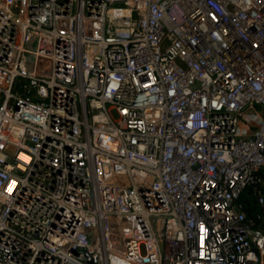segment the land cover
<instances>
[{
    "label": "built area",
    "instance_id": "1",
    "mask_svg": "<svg viewBox=\"0 0 264 264\" xmlns=\"http://www.w3.org/2000/svg\"><path fill=\"white\" fill-rule=\"evenodd\" d=\"M0 264H264V0H0Z\"/></svg>",
    "mask_w": 264,
    "mask_h": 264
},
{
    "label": "trees",
    "instance_id": "2",
    "mask_svg": "<svg viewBox=\"0 0 264 264\" xmlns=\"http://www.w3.org/2000/svg\"><path fill=\"white\" fill-rule=\"evenodd\" d=\"M246 194L250 195L251 190H248ZM246 194L243 196L242 201L246 204V206H248L249 215L255 216L258 211L256 201L253 197L246 196Z\"/></svg>",
    "mask_w": 264,
    "mask_h": 264
},
{
    "label": "rangeland",
    "instance_id": "3",
    "mask_svg": "<svg viewBox=\"0 0 264 264\" xmlns=\"http://www.w3.org/2000/svg\"><path fill=\"white\" fill-rule=\"evenodd\" d=\"M112 117H113L114 119H117V118H118L117 113H116V112L112 113ZM249 117H251V111H249L248 113H246V115L242 116L240 120L242 121V123L245 124V123L248 122V118H249Z\"/></svg>",
    "mask_w": 264,
    "mask_h": 264
}]
</instances>
